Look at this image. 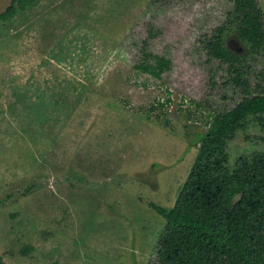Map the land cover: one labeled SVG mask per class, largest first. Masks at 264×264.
<instances>
[{"label": "rangeland", "instance_id": "obj_1", "mask_svg": "<svg viewBox=\"0 0 264 264\" xmlns=\"http://www.w3.org/2000/svg\"><path fill=\"white\" fill-rule=\"evenodd\" d=\"M230 9L227 0H40L0 21L3 264L155 261L166 220L149 203L175 205L196 134L241 100L226 70L198 52ZM226 38L264 69V52ZM147 39L171 62L160 78L136 68ZM59 94L64 112L49 122ZM244 137L232 159L251 149Z\"/></svg>", "mask_w": 264, "mask_h": 264}, {"label": "trees", "instance_id": "obj_2", "mask_svg": "<svg viewBox=\"0 0 264 264\" xmlns=\"http://www.w3.org/2000/svg\"><path fill=\"white\" fill-rule=\"evenodd\" d=\"M39 1L15 0L0 21L14 19ZM227 1L231 9L225 20L203 35L198 52L206 64L226 70L225 86L241 100L213 113L206 130L196 134L191 147L198 150L197 157L175 205L167 209L149 203L166 220L152 264H264V69L255 72L247 64L249 56L229 49L226 38L236 33L250 56L263 53L264 11L259 0ZM149 42H142L136 68L160 78L171 62L149 52ZM65 102L63 94L49 100V122L60 120ZM254 130L259 135L252 138ZM241 134L251 149L232 159L230 145ZM32 251L27 246L22 253Z\"/></svg>", "mask_w": 264, "mask_h": 264}, {"label": "water", "instance_id": "obj_3", "mask_svg": "<svg viewBox=\"0 0 264 264\" xmlns=\"http://www.w3.org/2000/svg\"><path fill=\"white\" fill-rule=\"evenodd\" d=\"M15 0H0V17L14 4Z\"/></svg>", "mask_w": 264, "mask_h": 264}]
</instances>
